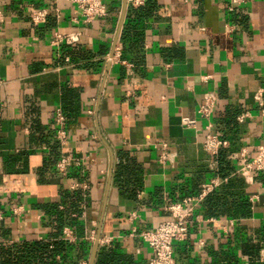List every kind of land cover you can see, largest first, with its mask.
Returning a JSON list of instances; mask_svg holds the SVG:
<instances>
[{
	"label": "crops",
	"instance_id": "0c3cea01",
	"mask_svg": "<svg viewBox=\"0 0 264 264\" xmlns=\"http://www.w3.org/2000/svg\"><path fill=\"white\" fill-rule=\"evenodd\" d=\"M105 4L106 16L84 22L71 0H0V238L52 241L62 214L58 237L68 228L74 238L63 240L64 264H95L100 251L120 255V264L145 262L140 231L167 219L170 203L220 178L218 157L212 171L201 147L206 121L196 114L202 96L215 92L211 122L229 141L230 168L197 207L203 221L174 243L173 264H255L258 254L249 251L264 249V174H241L238 155L250 159L264 144V0L238 12L226 0ZM34 9L47 13L37 26L29 20ZM54 31L77 33L78 41L57 49L49 43ZM56 109L66 118L62 147ZM162 140L174 154L169 166L157 161L154 144ZM119 153L127 172L117 181ZM63 155L81 164L59 175ZM76 184L85 187L70 189ZM233 200L249 203V214L230 216ZM13 206L21 207L17 215ZM107 235L118 238L98 245Z\"/></svg>",
	"mask_w": 264,
	"mask_h": 264
},
{
	"label": "built area",
	"instance_id": "2783aa9c",
	"mask_svg": "<svg viewBox=\"0 0 264 264\" xmlns=\"http://www.w3.org/2000/svg\"><path fill=\"white\" fill-rule=\"evenodd\" d=\"M76 4L81 18L84 22H91L95 19L106 16L107 9L105 0H71ZM228 10L230 12H238L240 8L246 4L249 0H226ZM130 7L136 8L143 5L144 0H127ZM46 11L44 9H34L29 13V20L32 25L37 26L45 22ZM78 41V34L73 32H60L54 31L49 43L51 46L57 49L63 45H72ZM120 45H115L111 56L108 60L113 63L119 61ZM205 79L208 76L204 77ZM255 99L259 105H262V93L258 91L255 94ZM217 102V95L215 92L205 93L197 104L196 114L197 117L206 121L205 126L202 129V137L200 144L202 149L212 157L209 168L212 171L216 170L217 157L221 150L226 149L229 146V141L219 132L213 131V124L211 118L214 114L215 106ZM245 114L237 118L238 121H242ZM53 123L55 125V138L59 142L60 146H64L67 142L66 133V118L60 109H56L53 115ZM181 125L185 128H194V123L189 122L187 119L181 121ZM158 150V163L161 165H171L173 153L170 151L169 145L166 141L162 140L154 144ZM242 165L239 168V172L243 175L249 172L263 173L264 174V144H261L256 149V154L247 159L244 151L239 152ZM81 164V160L71 155H63L56 163V171L59 175L67 173L70 166H78ZM223 181L218 177L210 179L201 185V190L197 195L186 196L178 201L170 203L165 207L168 218L160 222L156 227L150 230L140 231L139 237L146 244L149 249V258L139 264H173V245L175 242L185 241L189 235L190 229L194 223L202 222V218L196 215L197 207L202 200L211 193L219 184ZM85 187L81 184L71 186L70 189H76L79 187ZM21 211L20 206H13L10 212L12 214H18ZM3 215L0 213V221ZM63 240L66 242H72L74 238L68 228L64 229ZM118 237L113 235H107L99 237L97 243L100 246L110 244ZM0 245H6V241L0 238ZM60 257L57 256V259ZM259 262H264V249H261L257 257ZM83 264V263H81Z\"/></svg>",
	"mask_w": 264,
	"mask_h": 264
},
{
	"label": "trees",
	"instance_id": "16d2710c",
	"mask_svg": "<svg viewBox=\"0 0 264 264\" xmlns=\"http://www.w3.org/2000/svg\"><path fill=\"white\" fill-rule=\"evenodd\" d=\"M54 149L55 147L52 148V151H54ZM124 156V153L118 154L119 162L116 164L115 172L117 181H119V179L123 176L124 172H127V167L120 163V160ZM229 168V164L223 155V150H221L218 154V167L216 173L220 178L223 179L228 173ZM230 183L231 182L229 181L226 185H223L222 189L228 191L227 188L229 187ZM213 192L214 191H212V193ZM229 195L234 196L235 194L229 193ZM212 204L213 203L209 201L210 207ZM249 207V203L246 201L236 202V200H233L232 214H230V216H247L250 210ZM55 221L58 224V228L54 233V239L52 241H21L13 242L10 245H0V264H64L62 255L65 244L64 241L58 237L60 234V227L64 223L62 214L56 215ZM257 252L258 247L256 249L252 247L251 251H249L251 256L258 254ZM57 256L60 258L57 259ZM119 260H121L120 255L112 251L107 254L100 251L97 255L95 264H120ZM255 264H264V262L260 263L257 259Z\"/></svg>",
	"mask_w": 264,
	"mask_h": 264
}]
</instances>
